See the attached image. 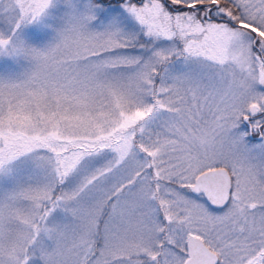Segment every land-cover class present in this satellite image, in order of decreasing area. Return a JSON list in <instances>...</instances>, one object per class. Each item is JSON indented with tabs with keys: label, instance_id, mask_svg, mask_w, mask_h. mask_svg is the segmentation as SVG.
<instances>
[{
	"label": "snow or ice",
	"instance_id": "obj_1",
	"mask_svg": "<svg viewBox=\"0 0 264 264\" xmlns=\"http://www.w3.org/2000/svg\"><path fill=\"white\" fill-rule=\"evenodd\" d=\"M0 264H264V0H0Z\"/></svg>",
	"mask_w": 264,
	"mask_h": 264
}]
</instances>
